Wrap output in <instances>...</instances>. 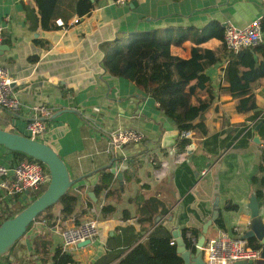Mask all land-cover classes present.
<instances>
[{
	"label": "crops",
	"instance_id": "0c3cea01",
	"mask_svg": "<svg viewBox=\"0 0 264 264\" xmlns=\"http://www.w3.org/2000/svg\"><path fill=\"white\" fill-rule=\"evenodd\" d=\"M77 1L59 0L54 22L60 20L64 27L44 30L34 0H0V68L7 69L14 81L13 95L24 105L53 106L60 114L50 120L46 144L60 156L73 179L96 171L84 180L94 184L103 174H121V180L117 177L105 195L91 198L93 189L89 190L75 206L77 222L92 219L100 205L109 213L101 210L96 241L67 249L72 264H115L110 261L113 255L122 250L126 254L153 233L173 239L174 232L183 238V230H187L197 232L192 236L198 238L214 210L224 221V231L234 235L233 230L238 229V233L253 234L251 238L260 245L264 237V188L254 187L251 179L258 167L264 171V124L256 130L264 119V80L251 87L256 110L239 114L237 100L225 92L227 85L222 82L226 60L208 67L205 74L214 100L204 115L207 133L182 146L179 129L151 95L102 68L100 45L115 40L123 43L136 32L172 29L175 39L185 38L172 49L173 54L188 59L191 49L197 47L200 28L211 22L243 28L264 17V0H129L124 6L115 5L114 0H90L93 8L83 16L77 13ZM75 19L77 24H73ZM201 47L219 54L223 51L215 39ZM0 115L6 130L23 134L29 114L0 110ZM120 129L139 131L145 139L109 154L107 136ZM172 146H176L180 161L177 168ZM15 160L14 154L0 147V162L11 164ZM256 189L262 190L260 200ZM251 196L259 207L254 220L247 208ZM29 200L28 194L13 201L0 198V223ZM228 204L238 210L226 211ZM60 210L59 205L57 213ZM217 230L213 223L206 238ZM59 248L61 237L50 228H30L0 264L10 260L51 264Z\"/></svg>",
	"mask_w": 264,
	"mask_h": 264
},
{
	"label": "trees",
	"instance_id": "16d2710c",
	"mask_svg": "<svg viewBox=\"0 0 264 264\" xmlns=\"http://www.w3.org/2000/svg\"><path fill=\"white\" fill-rule=\"evenodd\" d=\"M58 1L34 0L44 30L57 28L54 14ZM92 8L93 3L90 0L76 2L77 13L81 16L88 14ZM260 24L264 32V17ZM223 33V27L217 22H211L200 28L199 38L195 43L197 47L191 49L190 58L183 59L173 54L172 49L180 46L185 38L175 39L172 29L136 32L123 43L115 40L101 44L100 50L103 54L101 65L109 74L125 78L145 94L151 95L164 116L174 123L180 132L192 130L197 136H202L207 133L204 115L211 108L214 100L208 87L209 77L205 74L208 67L223 58L226 60L222 82L227 85L224 88L225 92L237 100L235 109L239 114L256 110V100L251 87L256 81L264 80V46L244 48L236 53L227 51L223 44ZM212 39L221 43L222 54L216 50L201 47ZM191 81H194V84H191ZM187 144V141L181 140L182 146ZM8 152L14 154L17 160H34L19 152ZM262 161H264V154ZM112 178V174H103L99 178L98 184L93 189L95 197L109 188ZM251 183L254 187L259 185L260 189L264 188L262 167H258L257 174L252 177ZM260 189L255 190V195L259 200L262 197ZM76 202L69 192L59 200L57 205L61 206L62 219H67L74 213ZM21 208H16L7 219L18 213ZM50 209L38 217L44 216ZM225 210L237 211L238 207L228 204ZM102 213H109V210L103 209ZM31 226L32 224L28 226L26 234ZM215 226L224 229L221 216L215 221ZM186 233L187 230H183V236ZM190 233L191 235L197 234V232ZM24 236L12 246L7 255L0 259L8 258ZM171 239L169 235L160 236L153 233L147 240L137 244L126 254L123 255L125 250L119 251L110 261H116L115 264H183L180 255L176 252V243L170 244ZM247 242L253 249L261 250V246L253 238H248ZM187 248L191 251L195 250L188 243ZM72 263L70 254L63 252L60 248L56 249L51 264Z\"/></svg>",
	"mask_w": 264,
	"mask_h": 264
},
{
	"label": "built area",
	"instance_id": "2783aa9c",
	"mask_svg": "<svg viewBox=\"0 0 264 264\" xmlns=\"http://www.w3.org/2000/svg\"><path fill=\"white\" fill-rule=\"evenodd\" d=\"M129 0H114L117 6H124ZM261 19H255L243 28H237L234 25L227 23L223 26V44L227 51L239 52L244 48H253L261 45L264 41V34L261 30ZM78 20H74L73 24H77ZM57 27H64V23L60 20L56 21ZM2 43V28L0 27V45ZM13 80L9 76L7 69L0 68V110L16 114L25 111L28 115V120L24 125L22 136L36 140L46 144L48 133L50 131L51 118L56 114V108L46 105H24L12 93L11 86ZM89 124L92 122L89 121ZM179 140H185L188 144L194 143L197 135L194 131L179 132ZM19 134V133H17ZM21 135V134H20ZM145 136L143 133L125 129L115 130L107 136V153L115 154L120 152L125 146L141 144ZM171 154L176 157L174 162L175 168L180 166V161L177 158L176 146L170 149ZM149 163L154 167L155 163L146 155ZM162 166V164H161ZM164 166V164H163ZM126 167L124 165L123 169ZM205 171L202 173L204 174ZM113 178L111 183L116 182L117 173H111ZM50 175L47 169L38 161L15 160L13 163L0 162V198L13 201L16 196H21L28 192L30 202L37 198L48 186ZM110 183V184H111ZM98 182L94 184L78 183L71 187L69 193L76 199V205L82 196H87V191L92 190ZM107 190H104L102 195H105ZM28 205V204H27ZM25 207V206H24ZM22 207V208H24ZM21 208V209H22ZM102 206L100 205L92 219L83 220L80 222L76 215L72 214L68 219L63 220L60 213L55 216L37 217L31 228L40 230L42 228H50L51 232L59 235L62 240V251L67 253V249L78 245L86 240L92 244L97 239L98 235V220ZM236 234H230L223 229L217 230L213 235L208 236L201 248L202 259L204 264H233L239 261L255 262L261 257V250L253 249L248 245L244 234L238 233V229L233 230ZM185 241H191L192 247L195 248V238L190 232H187L183 238ZM89 244V245H90ZM171 245L175 244V240L171 239ZM6 264H17L10 260Z\"/></svg>",
	"mask_w": 264,
	"mask_h": 264
},
{
	"label": "water",
	"instance_id": "95a60500",
	"mask_svg": "<svg viewBox=\"0 0 264 264\" xmlns=\"http://www.w3.org/2000/svg\"><path fill=\"white\" fill-rule=\"evenodd\" d=\"M3 50V45H0V51ZM60 114L57 113L51 119L56 118ZM264 124L262 119L256 130ZM0 146L11 152L22 153L35 161L40 162L49 172L50 181L46 189L28 205L22 208L18 213L11 218L5 219L0 223V258L7 255L12 246L22 238L27 231V228L33 221L46 210L57 205L59 200L69 192L72 186L94 176L97 172L92 171L78 178H71L68 168L60 156L47 144L32 140L17 133L6 131L0 128ZM190 146V145H189ZM111 163L107 165L109 168ZM111 173H114L113 171ZM118 180H121V174L117 175ZM28 194V192H26ZM91 198L94 194L91 192ZM215 207L217 202H215ZM250 212V219L254 220L258 217L259 207L255 196H251L247 206ZM219 216L218 210H214L211 218L205 222L201 228V235L195 238V250L191 251L187 248V242L177 233H173V239L176 243V252L180 255L183 264H204L202 260L201 248L203 247L208 229L217 220ZM253 237V234H246L244 238ZM90 241L86 240L79 243L78 246L89 245ZM261 259L255 263L252 261H239L233 264H264V237L260 239Z\"/></svg>",
	"mask_w": 264,
	"mask_h": 264
},
{
	"label": "rangeland",
	"instance_id": "374dc122",
	"mask_svg": "<svg viewBox=\"0 0 264 264\" xmlns=\"http://www.w3.org/2000/svg\"><path fill=\"white\" fill-rule=\"evenodd\" d=\"M1 116V115H0ZM0 126H3L4 130H6L7 126L2 124V120H1V117H0ZM6 131H10V130H6ZM69 171V170H68ZM70 174V173H69ZM58 207L59 205H55L53 206L44 216L45 217H51V216H55L57 214V210H58Z\"/></svg>",
	"mask_w": 264,
	"mask_h": 264
}]
</instances>
